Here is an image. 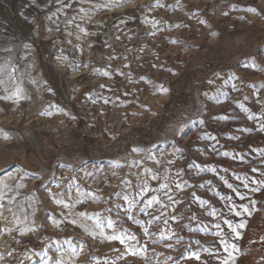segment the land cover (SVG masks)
<instances>
[{
  "label": "rangeland",
  "instance_id": "rangeland-1",
  "mask_svg": "<svg viewBox=\"0 0 264 264\" xmlns=\"http://www.w3.org/2000/svg\"><path fill=\"white\" fill-rule=\"evenodd\" d=\"M257 58L264 0H0V137H11L0 138V264H219L226 220L246 225L240 240L228 235L236 264H264ZM17 87L21 99H4ZM145 182L168 188L136 201L137 224L123 196ZM152 195L160 203L146 207ZM79 212L136 236L135 252L89 236Z\"/></svg>",
  "mask_w": 264,
  "mask_h": 264
},
{
  "label": "snow or ice",
  "instance_id": "snow-or-ice-1",
  "mask_svg": "<svg viewBox=\"0 0 264 264\" xmlns=\"http://www.w3.org/2000/svg\"><path fill=\"white\" fill-rule=\"evenodd\" d=\"M113 2L119 4L120 0H113ZM159 7H163V5H159ZM245 11L252 13L253 15H259L260 13H258L257 8L255 7H249L247 9H245ZM226 14V13H225ZM48 19H51V17H48ZM153 26H155L156 21H152ZM201 23H203V21H201ZM178 26V25H177ZM81 32H84V29L81 28L80 29ZM213 35H215V33H213ZM26 48L29 47L27 44L24 45ZM7 52H11L10 48H5L4 49ZM250 67H252L254 70H259L264 72V58H257L256 61H254ZM0 71H3V67L0 66ZM13 71H15V69H13ZM104 75H107V73H103ZM230 79L232 77H229ZM34 82V81H33ZM233 87H235V85H233ZM164 92L167 91V89H162ZM23 95V89H21L20 87H17L16 90L11 94V96H5L4 99H10L12 97H15L16 100L18 101L19 99L22 98ZM242 110H244L245 112L247 111V109H243V106L241 105ZM43 114V113H42ZM262 115H264V113H262ZM250 119L252 117H249ZM181 131L183 130L182 128L180 129ZM258 131L260 132H264V123H261ZM2 139L8 140L11 137L7 134L4 133L2 137H0ZM134 151H138V150H134ZM177 151H179V149H177ZM224 155H228L227 153H224ZM169 163H173V161H169ZM157 164H159V162L157 161ZM196 167H199L198 165H196ZM146 173L149 174V178L152 180H158L161 179L160 177L157 176L156 173L150 172V170L145 169L144 170ZM255 171V170H254ZM177 175H179V173H177ZM168 177L164 176L163 180L167 181ZM253 183H257V184H264V182H260V181H253ZM176 188H181V184L177 183ZM22 187V185H17V188ZM139 193L136 197L131 198L128 195H124L123 196V200L124 202L128 205L127 209L125 210L126 214L128 215V219L129 220H133L134 223H139L138 221L134 220V217L132 215V210L136 207V201L138 199H140L141 197L144 196V194L150 192V191H162V190H166L168 188V184L167 183H160L159 184V188L158 189H152L148 186V184L145 182L142 185H139ZM229 187H231V185H229ZM244 187L247 188L248 184L245 183ZM8 188V185L4 184L3 186H0V201H2L6 195L4 189ZM254 190H258V189H254ZM79 195V193H78ZM89 195H91L89 193ZM241 199H243V195H241L240 197ZM14 199V198H13ZM9 204L12 203V200L10 199ZM57 204H62L64 206V208L67 209H71L72 207L75 206V204H68L65 203L63 200L60 199H56L55 201ZM75 203H81L80 200H77ZM153 203H160L159 198L156 195H152L150 199H147L144 201V204L146 207H150ZM199 203L201 205H203L205 202L204 201H199ZM117 207H119V205H117ZM146 207H142L140 209V211L144 212L146 211ZM9 211H11V209H9ZM232 211H234L235 215H239V212H235V210L233 209ZM245 211H248L247 208H245ZM212 215H215V213H211ZM76 216H78L80 218V225L83 228V230L89 235L92 236L93 238H95V236L97 235V233H99V235L104 239L107 240L109 242L111 241H119L121 244L125 245L124 251L129 253V254H133L135 252V244H132L131 248H129L126 244V241H135L136 240V236L134 235H126L124 233H118L115 229H114V222L112 220H108L107 221V226L109 229H113L112 234L108 235L104 232V230L101 228L100 225V220H99V214H96L95 216L89 215L85 212H79L76 213ZM87 220H93L94 221V229H90L86 223H84V221ZM71 223L75 224L78 221L76 219H72L70 221ZM54 224H56V226L58 225L57 221H53ZM225 223L228 225V229H229V233H224L222 229H220V225L216 224L215 227L218 229L217 232L214 233L215 236H217L219 238L218 240V245L219 247L223 248L224 253H226L225 256L220 258L219 264H236V260H237V255L241 252L240 247L235 243V242H230L228 239V235H231V239L232 241H236V240H240L241 237V233H240V229H243L246 227L245 223L241 222L239 224L233 225L230 221H225ZM11 231V230H9ZM26 231H34V229H20V233L21 235L26 234ZM144 233L145 235H147V229H144ZM197 244H199V241H196ZM169 247H171V245H168ZM69 249L70 252L72 253L73 256L77 255V249L75 247H73L71 245V243L69 242ZM83 250V245L80 246V251ZM205 251H208L207 249H205ZM30 258V257H29ZM190 258H194L196 260H200V256H199V250H197L196 252H193L191 254ZM43 264H47V261H44ZM56 264H64L63 260H57ZM105 264H107V262H105Z\"/></svg>",
  "mask_w": 264,
  "mask_h": 264
},
{
  "label": "bare ground",
  "instance_id": "bare-ground-1",
  "mask_svg": "<svg viewBox=\"0 0 264 264\" xmlns=\"http://www.w3.org/2000/svg\"><path fill=\"white\" fill-rule=\"evenodd\" d=\"M116 77V76H115ZM9 115V114H8ZM5 116V115H4ZM31 182V181H30ZM33 183V182H32ZM24 189H26V187L24 188Z\"/></svg>",
  "mask_w": 264,
  "mask_h": 264
}]
</instances>
